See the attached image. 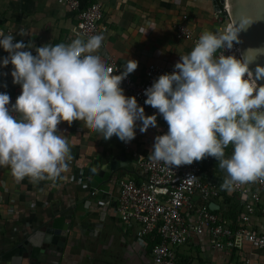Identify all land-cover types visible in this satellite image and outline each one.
<instances>
[{
    "label": "clouds",
    "instance_id": "9594fccd",
    "mask_svg": "<svg viewBox=\"0 0 264 264\" xmlns=\"http://www.w3.org/2000/svg\"><path fill=\"white\" fill-rule=\"evenodd\" d=\"M240 30L229 24L202 32L173 71L144 90V104L157 110L152 115L121 87L138 61L128 59L114 74L97 51L103 31L38 47L0 32V49L8 53L0 68L11 64L21 88L11 105L0 92V167L9 166L17 181L53 179L71 165L69 134L57 131L62 121L83 118L103 139L128 143L137 127L141 133L157 127L159 114L168 127L154 137L150 159L178 167L214 157L228 191L264 179V63L258 62L264 47L237 48Z\"/></svg>",
    "mask_w": 264,
    "mask_h": 264
},
{
    "label": "crops",
    "instance_id": "0c3cea01",
    "mask_svg": "<svg viewBox=\"0 0 264 264\" xmlns=\"http://www.w3.org/2000/svg\"><path fill=\"white\" fill-rule=\"evenodd\" d=\"M95 2L103 5L109 28L105 45L97 51L104 57L113 56L121 66L128 59L137 60V68L130 73L136 81L144 80L149 64L171 66L180 55L191 51L192 44L178 40L172 29L181 16L188 15L190 26L199 34L218 30L210 0H82L83 6ZM75 23L74 14L56 0H0V25L11 29L17 41L30 42L33 47L67 44L79 38L72 32ZM7 55L1 49L0 57ZM11 69V64L0 68V92H6L10 98L21 89L13 83ZM163 125L164 120L157 119V127L150 126L144 133L137 127L134 139L124 143L115 135L103 139L83 118H69L58 124L57 131L69 134L71 165L57 177L35 182L25 177L17 181L9 166L0 167V251L23 245L26 251L21 264H152V238L147 239L145 246L140 245L136 237L138 228L125 226L115 213L119 178L106 184L109 196L105 199L99 192L92 200L86 185L92 172L109 161H116L125 173L120 180L144 181L146 174L138 170L136 159L148 157L154 137ZM203 173L222 178L226 175L217 161L206 163ZM227 194L233 195L228 190ZM214 203L218 210L222 207L220 213L233 224L225 197L222 195ZM241 204L239 200V213ZM67 209H73V216H87L98 226L74 231L62 253L31 238L39 225ZM251 228L264 231V220L254 218ZM31 239H35V245ZM176 251L180 261L188 264H239L245 256L264 264L263 251L248 244L233 252L213 249L207 235L177 247Z\"/></svg>",
    "mask_w": 264,
    "mask_h": 264
},
{
    "label": "built area",
    "instance_id": "2783aa9c",
    "mask_svg": "<svg viewBox=\"0 0 264 264\" xmlns=\"http://www.w3.org/2000/svg\"><path fill=\"white\" fill-rule=\"evenodd\" d=\"M56 2L74 14V36L84 40L96 31H103L105 35L100 46L105 45L109 28L105 23V10L101 3L83 6L82 0ZM218 4L220 9L215 10L214 19L218 25L217 31H223L230 22L227 0H218ZM189 20L188 15L181 16L172 24V29L178 40L190 42L194 47L200 34L190 26ZM0 32L13 35L14 42L17 41L11 29L0 25ZM236 47L240 49L239 45ZM32 52L35 54L34 48ZM106 58L114 74L123 71L113 56L107 55ZM173 66L151 63L145 70L143 81H136L128 74L121 81V87L128 96L136 97L138 104L144 107L146 115L155 114L156 109L144 104V90L159 75L172 72ZM20 92L21 89L10 98V105L15 103ZM157 119L163 118L157 114ZM167 127L164 121L160 134L165 133ZM231 151L229 145L225 154L230 155ZM203 159L206 163L216 161L214 157ZM202 160L194 161L191 165L170 167L149 157H138L136 166L146 174L145 180H121L115 213L125 226L138 228L136 237L140 245L145 246L147 239L158 236L159 241L151 250L152 264H187L180 261L176 248L205 235L213 249L233 252L248 244L264 252V231L251 228L254 218L260 217L264 220V179L233 185L231 192L242 204L236 222L232 224L223 214L209 206L222 198L223 191L203 177L205 174ZM239 264L257 263L245 256L240 258Z\"/></svg>",
    "mask_w": 264,
    "mask_h": 264
},
{
    "label": "water",
    "instance_id": "95a60500",
    "mask_svg": "<svg viewBox=\"0 0 264 264\" xmlns=\"http://www.w3.org/2000/svg\"><path fill=\"white\" fill-rule=\"evenodd\" d=\"M210 1L216 11L220 9L218 0ZM227 11L229 24L241 29L239 31L241 50L264 47V0H227ZM258 62L264 63V57H261ZM138 170L141 169L138 168ZM123 176H125V173L121 172V168L116 161L101 164L87 180L86 186L89 188L88 191L92 196V200L98 197L99 192L102 193L103 199L107 198L109 192L106 191V184L116 177L119 178L117 184L120 185V179ZM203 177L213 185L220 187L222 190L224 189L221 186L222 177L207 174ZM209 206L212 210H218L216 203H210ZM88 226L93 229L98 224L87 220V216H73V209H67L65 212L54 214L39 225L31 238L35 237L36 241L47 244L52 250L62 253L69 236L76 230L83 232L85 227ZM35 239L30 240L34 245ZM24 243L27 244L26 241ZM23 251H26L23 245L0 251V264H21Z\"/></svg>",
    "mask_w": 264,
    "mask_h": 264
},
{
    "label": "trees",
    "instance_id": "16d2710c",
    "mask_svg": "<svg viewBox=\"0 0 264 264\" xmlns=\"http://www.w3.org/2000/svg\"><path fill=\"white\" fill-rule=\"evenodd\" d=\"M202 164H203V166L206 164L204 159L202 160ZM222 195L225 197V202L229 204V206H228L229 208H228V212L227 213L229 214L230 217L229 216H227V217H229L234 223V222H236V218H237V216L239 214V211H238L239 198L236 195H234V194L233 195L227 194V190L223 191ZM234 200H236V201H234ZM221 210H222V207H221L220 210H216V212H221ZM158 241H159L158 236H154L151 239L150 244L153 246ZM185 263H187V262H185Z\"/></svg>",
    "mask_w": 264,
    "mask_h": 264
}]
</instances>
